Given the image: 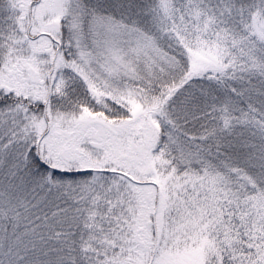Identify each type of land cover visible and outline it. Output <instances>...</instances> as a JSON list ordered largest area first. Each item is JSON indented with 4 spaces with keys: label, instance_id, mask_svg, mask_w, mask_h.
Returning <instances> with one entry per match:
<instances>
[{
    "label": "snow or ice",
    "instance_id": "1",
    "mask_svg": "<svg viewBox=\"0 0 264 264\" xmlns=\"http://www.w3.org/2000/svg\"><path fill=\"white\" fill-rule=\"evenodd\" d=\"M0 264H264V0H0Z\"/></svg>",
    "mask_w": 264,
    "mask_h": 264
}]
</instances>
